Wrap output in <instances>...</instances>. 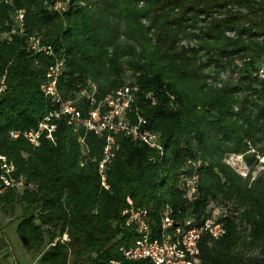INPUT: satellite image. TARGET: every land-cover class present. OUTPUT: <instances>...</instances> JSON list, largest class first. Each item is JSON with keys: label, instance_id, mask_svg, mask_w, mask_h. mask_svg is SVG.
I'll list each match as a JSON object with an SVG mask.
<instances>
[{"label": "trees", "instance_id": "trees-1", "mask_svg": "<svg viewBox=\"0 0 264 264\" xmlns=\"http://www.w3.org/2000/svg\"><path fill=\"white\" fill-rule=\"evenodd\" d=\"M56 1L0 0V77L7 85L0 92V156L24 180L0 193V207L11 219L17 215L39 264L123 259L121 246L137 236L122 213L129 197L150 209L156 235L168 205L178 219L198 223L212 201L226 204L227 233L202 240V261L264 264V170L252 180L255 165L245 177L227 162L236 152L256 164L250 142L264 154V0H63V10L52 8ZM22 9L24 30L16 20ZM33 35L53 54L29 47ZM58 60V88L83 117L98 105L89 97L92 82L97 101L137 86L126 119L136 124L144 115L165 154L115 132L107 187L100 164L109 130L97 133L63 115L53 119L55 141L46 131L40 144L14 136L38 128L59 107L43 89ZM199 160V194L190 199L182 174ZM4 164L0 157V176Z\"/></svg>", "mask_w": 264, "mask_h": 264}, {"label": "built area", "instance_id": "built-area-1", "mask_svg": "<svg viewBox=\"0 0 264 264\" xmlns=\"http://www.w3.org/2000/svg\"><path fill=\"white\" fill-rule=\"evenodd\" d=\"M53 9L63 10L65 4L63 0H57L53 5ZM16 20L24 30L25 10H19L16 14ZM29 47L36 52H47L53 54V46L44 44L42 37L33 35L30 37ZM64 70V61L58 60L49 66L48 82L43 85V89L54 103L59 107L52 111L46 119L42 121L38 128L25 130H13L14 136L22 133L28 137L33 143L40 144L41 137L44 132L52 139L56 140L55 131L58 124L53 122L54 118L66 115L71 124L82 123L88 129L97 133L109 130L107 144L105 146L103 160L100 168L102 172L103 185L109 187L107 180V163L112 160L115 155V147L119 145L116 142L115 132H124L126 135L133 137L135 140L145 142L148 145L157 148L160 155L165 154V144L160 139V134L146 127L147 119L140 117V122L133 124L126 115L132 109L134 102L137 100L136 94L138 87L128 84L117 90L115 93L108 95L106 98L97 101L94 92L97 90L96 83L90 85L93 94H89L87 90L83 93L89 94L91 101L98 103L97 107L91 110L88 117H83L82 110L77 106L74 100H65L60 92L59 79ZM260 76L264 79V64L259 71ZM7 85L5 79L0 77V92L5 90ZM84 141V138H81ZM251 149L248 150L256 153V164L250 163L244 153H232L228 156L227 162L231 164L240 174L247 177L253 170L252 180L256 178L258 173L264 170V154L257 151L256 147L250 142ZM4 161L6 171L0 176V193L5 192L11 187H19L24 185V180L19 176L13 175L15 165L7 163L5 155L0 156ZM195 169L192 172H184L182 174V185L185 189L186 196L195 199L199 194L200 172L196 167L201 165L202 161L192 162ZM130 205L122 212L127 218V223L135 227L137 236L130 245H122L121 251L123 259L114 258L112 264H124V259L141 260L149 259L152 264H209L202 261L201 258V242L208 236L210 239L217 240L227 233V224L225 217L228 215L226 204L212 201L209 205L208 214L201 221L196 223L194 216H186L178 219L175 215L174 208L170 205L162 210L161 226L158 235L155 233L153 220L151 218L150 209L148 207L136 206L131 197L128 198ZM64 239H70L65 234Z\"/></svg>", "mask_w": 264, "mask_h": 264}, {"label": "rangeland", "instance_id": "rangeland-1", "mask_svg": "<svg viewBox=\"0 0 264 264\" xmlns=\"http://www.w3.org/2000/svg\"><path fill=\"white\" fill-rule=\"evenodd\" d=\"M18 225L17 215L11 219L0 207V264H39V257L25 246Z\"/></svg>", "mask_w": 264, "mask_h": 264}]
</instances>
